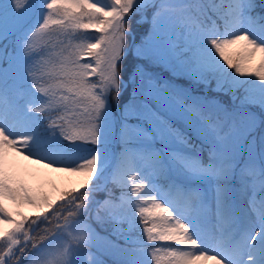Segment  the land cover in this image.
I'll return each mask as SVG.
<instances>
[{
  "label": "rangeland",
  "instance_id": "obj_1",
  "mask_svg": "<svg viewBox=\"0 0 264 264\" xmlns=\"http://www.w3.org/2000/svg\"><path fill=\"white\" fill-rule=\"evenodd\" d=\"M135 3L149 5L150 27L135 45L124 47L118 38L111 49L128 51V65L134 69L137 62L141 78L115 123L114 140L77 157L66 154L60 137L36 135L32 104L38 97L22 100L24 72L12 69L0 79V264H153L146 262L149 254L179 264H264V0L220 2L221 20L203 0L127 5ZM32 18L29 9L2 30L18 31ZM206 42L205 52L200 44ZM115 63L109 59L107 74L116 84ZM163 115L209 142L211 158L193 152L190 147L199 146ZM192 166L197 180L174 183L181 167ZM107 181L135 185L119 195L123 204L164 217L151 230L157 253L86 219L65 217L69 205H60ZM55 209L62 214L52 221ZM113 217L120 221L118 213ZM38 223H45L48 238L28 258L23 247Z\"/></svg>",
  "mask_w": 264,
  "mask_h": 264
},
{
  "label": "trees",
  "instance_id": "obj_2",
  "mask_svg": "<svg viewBox=\"0 0 264 264\" xmlns=\"http://www.w3.org/2000/svg\"><path fill=\"white\" fill-rule=\"evenodd\" d=\"M203 1L210 14L223 19L224 9L220 2L225 3L226 0ZM127 2L128 0H0V79L4 78V72H11L12 69L14 75L24 72L21 78V86L25 88L22 100L38 97L37 101H32L36 116L32 125L36 135L44 139L60 137L58 145L63 144L65 153L73 157L88 153L99 145L106 144L108 140L115 139V123L120 118L116 97L118 96V104L124 117L127 101L136 96L134 91L141 83L137 70L139 64L136 62L134 69L128 65V61H133L130 55L120 60L118 74L114 72L112 75L116 84L108 81L109 59L114 57L115 63L120 55L119 52L115 54L111 51L116 40L122 38L124 47H127L133 38V46L149 32L150 22L144 16L146 6L149 5H127ZM137 8L139 10L132 14ZM29 9H33V18L26 26L18 31L2 30L11 17ZM70 52H74L72 56H76L70 58ZM110 69L113 72V64ZM29 70L31 73L25 75ZM1 88L0 93L3 92ZM67 90L82 93L63 97L56 95ZM224 101L229 107H234L227 99ZM183 107L189 111L191 105L187 103ZM260 114L264 117L262 112ZM163 119L171 128L180 130L192 143L199 146L196 149L189 146L193 152L202 155L205 160L211 158L210 148L213 147L209 142L173 118L163 115ZM131 186L135 185L116 181L101 183L93 189L87 186L75 199L59 207L69 205L64 211L65 217L86 219L101 232L118 239L123 238L125 242L132 241L135 246L157 253L158 243L154 241L151 230L164 217L146 214L141 209L123 204L119 195L127 192ZM57 213L62 214L55 209L48 218L55 221L59 218ZM114 213L119 214L120 221L114 219ZM38 224L29 242L26 245L23 243L24 239L20 242V246L25 245L22 253L27 257L48 238L45 223ZM152 255H146V262L180 263L154 259ZM136 262L137 259L133 263L139 264Z\"/></svg>",
  "mask_w": 264,
  "mask_h": 264
},
{
  "label": "bare ground",
  "instance_id": "obj_3",
  "mask_svg": "<svg viewBox=\"0 0 264 264\" xmlns=\"http://www.w3.org/2000/svg\"><path fill=\"white\" fill-rule=\"evenodd\" d=\"M177 37L182 38L180 35H178ZM208 44H209L208 42L200 44V45L203 46V50L205 52H206V46H208ZM193 46H196V45L194 44ZM262 54L264 55V53H262ZM261 61H262V59L260 58L259 62H261ZM160 161H161L162 165H165L166 167L170 166L169 161L167 159L163 158ZM194 169H195V167H193V166L192 167H188L186 169L181 167L179 169V172H180V174L182 176H181L180 180L179 179L174 180V183H176L179 187H181L182 185H184V183H183V181H185V180H183L184 177L186 179H188V181H190V182H194V180H197L198 176L200 175V173H197L198 171L194 170Z\"/></svg>",
  "mask_w": 264,
  "mask_h": 264
},
{
  "label": "water",
  "instance_id": "obj_4",
  "mask_svg": "<svg viewBox=\"0 0 264 264\" xmlns=\"http://www.w3.org/2000/svg\"><path fill=\"white\" fill-rule=\"evenodd\" d=\"M132 43V42H131ZM128 51H125L121 56L118 57V59L116 60V63L114 65V70H117V62L120 60L121 57H123ZM119 114H121L120 108H118ZM34 229V227L32 228V230Z\"/></svg>",
  "mask_w": 264,
  "mask_h": 264
}]
</instances>
